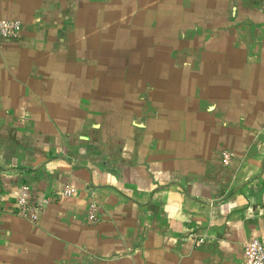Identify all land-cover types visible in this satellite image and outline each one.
I'll return each mask as SVG.
<instances>
[{"label":"crops","instance_id":"0c3cea01","mask_svg":"<svg viewBox=\"0 0 264 264\" xmlns=\"http://www.w3.org/2000/svg\"><path fill=\"white\" fill-rule=\"evenodd\" d=\"M181 2L195 73L158 90L79 41L88 0H0L23 22L0 42V264H246L264 242V0Z\"/></svg>","mask_w":264,"mask_h":264},{"label":"rangeland","instance_id":"374dc122","mask_svg":"<svg viewBox=\"0 0 264 264\" xmlns=\"http://www.w3.org/2000/svg\"><path fill=\"white\" fill-rule=\"evenodd\" d=\"M181 3V0H88L91 9L81 22L83 32L79 41L102 58L106 57L105 51L96 49L101 42L119 43V66L106 67L108 76L116 80L118 75L119 89L120 74L124 71L140 74L142 79L151 68V73L161 76L155 83L159 90L166 83L164 77L195 73L191 63L196 54L190 48L196 45L197 38L181 31L196 26L197 10L195 3H191L192 7L184 13ZM168 46H173V50L167 49ZM107 52L110 56V51ZM148 57H156V66L144 65L145 62L133 65L134 58L143 61ZM165 59L172 62L166 66ZM176 59L179 64H174ZM26 262L35 264L37 260Z\"/></svg>","mask_w":264,"mask_h":264},{"label":"built area","instance_id":"2783aa9c","mask_svg":"<svg viewBox=\"0 0 264 264\" xmlns=\"http://www.w3.org/2000/svg\"><path fill=\"white\" fill-rule=\"evenodd\" d=\"M23 30V22L15 18H1L0 19V42L4 38L18 37ZM234 151L226 149L222 152L224 163H229L234 157ZM69 188L65 189V193H70ZM41 207V203L34 201L30 196V186L28 183L22 185L21 194L16 202V210L30 219H37V210ZM95 203L90 204V221H96ZM204 242L202 236L195 237V244L197 246ZM244 255L246 264H264V242L258 238L251 237L245 241Z\"/></svg>","mask_w":264,"mask_h":264}]
</instances>
